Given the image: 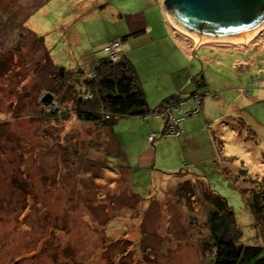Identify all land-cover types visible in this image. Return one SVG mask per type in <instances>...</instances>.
<instances>
[{
    "label": "rangeland",
    "instance_id": "rangeland-1",
    "mask_svg": "<svg viewBox=\"0 0 264 264\" xmlns=\"http://www.w3.org/2000/svg\"><path fill=\"white\" fill-rule=\"evenodd\" d=\"M164 2L0 0V264H215L208 187L227 199L243 243L264 245L246 202L249 179L264 177V31L246 50L186 40L184 58L150 63L185 64L172 76L180 95L204 81L199 118L223 142L215 157L210 146L185 152L169 137L141 141L151 121L107 129L60 104L83 77L67 74L65 84L62 68L85 72L115 41L129 59L148 38L122 40L169 22Z\"/></svg>",
    "mask_w": 264,
    "mask_h": 264
},
{
    "label": "trees",
    "instance_id": "trees-1",
    "mask_svg": "<svg viewBox=\"0 0 264 264\" xmlns=\"http://www.w3.org/2000/svg\"><path fill=\"white\" fill-rule=\"evenodd\" d=\"M144 32L133 33L122 41H126L130 37H137ZM119 44L121 47L122 43L119 42ZM0 67L4 70L7 66L3 65ZM53 67L57 69L55 65ZM63 70L64 75L62 73L60 76L64 77L63 81L65 84L67 74L70 77V82L76 76H83L81 82L74 80L77 83L73 82L74 85H68L67 95L60 102L61 106L63 105L67 108L66 113H73L76 115L77 120L110 129L124 118H140L145 122H148L151 118L150 114L153 111L149 108L143 83L136 68L127 59L125 53L119 52V59L114 62L108 52L106 58L92 63L89 68H85V72L79 71L77 72L78 74L73 72L74 75H72L62 68ZM56 73L57 71L55 70ZM194 80L197 85L196 91L186 96L174 95L168 97L161 103L160 108L163 109L170 104H179L189 100L198 91L204 97L206 95L204 81L200 78H195ZM70 86L74 87L70 88ZM231 118L232 116L229 117V120ZM163 120L165 124L162 131L147 137L150 143H154L162 137H172L165 133L168 118L164 116ZM236 122H239L240 126L245 125V121L241 118H237ZM181 131L182 129L179 130V134ZM216 139L215 144L218 148L223 142ZM232 158L237 160V157L233 156L228 157L227 161L230 162ZM241 171L247 177H251L250 172L246 168H242ZM172 175L178 176L180 174L175 173ZM249 180L252 183V187L246 202L255 218V225L264 228V177L258 176ZM206 192L213 206L209 222L211 238L214 243L215 264H264V245H246L243 243V230L237 224L235 213L229 207L227 199L210 187H208Z\"/></svg>",
    "mask_w": 264,
    "mask_h": 264
},
{
    "label": "crops",
    "instance_id": "crops-1",
    "mask_svg": "<svg viewBox=\"0 0 264 264\" xmlns=\"http://www.w3.org/2000/svg\"><path fill=\"white\" fill-rule=\"evenodd\" d=\"M165 24L161 25V23H159V25L157 24V27L154 30L151 27L146 28V30H143L145 31L143 34H140L137 37H130L131 39H137L140 38L141 36H145L146 38H148L147 40L148 42L145 45L141 44L137 51L134 50L129 60L136 68L138 75L143 83V88L147 96V102L151 110L153 109L152 107L154 106L155 107H157L158 105L160 106L161 103L168 97L174 95H180V93H186L185 91H182V88L177 89L175 87V84H178L177 82L179 81L178 77L176 79L172 77L173 74L179 73L182 70H186L184 69L185 66L184 63L183 64L174 63L173 65L166 67H159L158 63H154V62L153 64L150 65L151 61L154 58L160 60V58L162 57L163 59H166L168 55H173L174 57H176L174 54H180V53L182 54L183 58L185 57V51H186L185 42L187 38L181 36L180 33L175 31L167 22ZM255 39L256 38H253L249 43L243 45L244 47H246L245 50L249 49L250 46L255 43L253 41ZM129 40L130 39L124 42H127ZM262 43L264 45V42ZM192 46L193 47L196 46V48L201 47L200 45H192ZM225 47H229V46H225ZM186 75L187 74L185 73L184 76ZM148 79L155 80L156 83L152 85V83H150ZM193 108H194V104L192 103L184 104V106L182 105V107H180L175 112V114L178 115L179 117H182L187 112L191 111ZM203 111H204V100L200 115L190 116L184 121H182L181 123L182 133L179 137H169L168 139H166L167 137H162V138H165L167 141H170L172 144L180 146L185 152L188 151L199 152L202 151V149L208 148V146H210L211 148L214 149L213 157H215L217 154V147L212 132L213 124H211L205 117L204 119L199 118L204 113ZM230 116L231 115H228L227 117L229 118ZM152 119L155 118H150L148 122L151 121V123H146L147 124L146 128L142 130L143 136L141 138V141L143 140L145 143H150L147 137L152 134L160 133L165 124L164 120L155 119L153 121ZM135 120H140L142 122H145L140 118ZM209 125H212L211 129L209 128ZM162 138L160 140L159 139L156 140L154 143H150V145H155L157 142L163 140ZM153 150L155 152L157 148H154Z\"/></svg>",
    "mask_w": 264,
    "mask_h": 264
},
{
    "label": "water",
    "instance_id": "water-1",
    "mask_svg": "<svg viewBox=\"0 0 264 264\" xmlns=\"http://www.w3.org/2000/svg\"><path fill=\"white\" fill-rule=\"evenodd\" d=\"M164 6L173 27L202 44L227 43L264 26V0H165Z\"/></svg>",
    "mask_w": 264,
    "mask_h": 264
},
{
    "label": "built area",
    "instance_id": "built-area-1",
    "mask_svg": "<svg viewBox=\"0 0 264 264\" xmlns=\"http://www.w3.org/2000/svg\"><path fill=\"white\" fill-rule=\"evenodd\" d=\"M119 42L115 41L112 42L110 44V47L107 48V51L109 52L112 60L114 62H116L119 59ZM201 100H202V95L201 93L198 91V93L191 97L189 100L180 102L179 104H170L168 106H165L163 108V112L160 113L159 110H156L153 113V116L156 118H161L164 119V116H166L168 118V125L166 127L165 133L166 135H171V136H177V134L179 133V130L177 128L178 124H179V118L177 116H175V112L184 104L186 103H192L194 104V108L187 112L184 117L182 118V120H184L185 118H188L190 116H197L200 115L201 113Z\"/></svg>",
    "mask_w": 264,
    "mask_h": 264
},
{
    "label": "bare ground",
    "instance_id": "bare-ground-1",
    "mask_svg": "<svg viewBox=\"0 0 264 264\" xmlns=\"http://www.w3.org/2000/svg\"><path fill=\"white\" fill-rule=\"evenodd\" d=\"M164 13H165V16H166V12H164ZM166 19H168L167 16H166ZM168 21H169V20H168ZM167 23H168V24H171L170 21L167 22ZM171 25H172V24H171ZM172 27H173V25H172ZM173 29H174L175 31L179 32L175 27H173ZM262 31H264V26H262L261 28L258 27L257 29H255V30L252 32V34H246V35H242L241 37H236L235 39H233V40L227 42L226 44H232V45H234V46H236V45H237V46H239V45H245V44L249 43L253 38L258 39V38L260 37V35L262 36ZM179 33H181V32H179ZM182 34H183V33H182ZM257 35H259V37H258ZM187 40H191L193 43H196L195 45H200V46H202V45H209L208 43H212V42H207V43L202 44V43H200V42H198V41H195L194 39H192V38H190V37H188V36H187ZM109 45H110V43H109ZM126 57H127V55H126ZM206 95H207V93H206ZM206 95H205L204 97H206ZM204 97L202 96V100H201V108H202V105H203ZM154 112H155V111L151 112L150 116H151L152 118H155V119H161V118H156V117H154V116H153V113H154ZM175 116H177V117L179 118V124H178L177 128H178V130H180V129H181V123H182V121H184V120L187 119V118H185L184 120H182V118H183L184 116L179 117V116L176 115V114H175ZM161 120H163V119H161ZM166 127H167V126H165V130H166ZM181 133H182V131H181ZM181 133H180V134L178 133L177 136H172V137H179V136L181 135ZM168 136H171V135H168ZM16 164H17V163H15V166H16ZM17 166H18V165H17Z\"/></svg>",
    "mask_w": 264,
    "mask_h": 264
}]
</instances>
